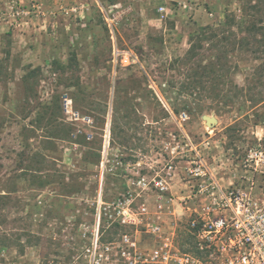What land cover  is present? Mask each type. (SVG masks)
<instances>
[{"label":"rangeland","instance_id":"rangeland-1","mask_svg":"<svg viewBox=\"0 0 264 264\" xmlns=\"http://www.w3.org/2000/svg\"><path fill=\"white\" fill-rule=\"evenodd\" d=\"M242 4L0 0V264H142L140 253L156 242L147 219L122 226L110 217L128 191L136 210L148 206V222L181 249L196 250L186 210L177 201L160 208L155 194L135 182L171 160L187 165L190 151L176 159L172 152L184 143L181 129L210 161L228 162L231 151L258 137L264 142L263 59L231 57L238 86L257 68L263 75L252 85L263 96L255 105L248 91L227 103L224 96L189 100L177 88L190 65L178 60L194 31L228 15L241 21ZM118 12L111 32L106 17ZM201 53L209 57L207 44ZM171 79L176 87L167 85ZM220 86L232 88L229 80ZM185 101L188 111L171 112ZM205 115L217 122L208 124ZM171 190L175 198L188 193L179 177ZM124 234L136 246L118 245Z\"/></svg>","mask_w":264,"mask_h":264},{"label":"built area","instance_id":"built-area-1","mask_svg":"<svg viewBox=\"0 0 264 264\" xmlns=\"http://www.w3.org/2000/svg\"><path fill=\"white\" fill-rule=\"evenodd\" d=\"M119 16L118 12L106 17L111 32ZM180 118L185 119L181 114ZM181 138L183 145L175 146L172 152H176V159L189 156L186 152L190 151L187 165L180 167L171 160L162 170H154L148 178L142 176L135 184L153 192L160 208L177 201L186 210L196 250L181 249L160 224L148 222V206L143 204L136 210L133 191L118 197L110 217L122 226L137 224L140 215L147 219L146 230L156 242L148 253H140L145 255L142 264H264L263 137L243 151H231L228 162L216 161L215 157L210 161L184 129ZM176 177L188 190L179 198L171 190ZM121 241L118 245L136 246L128 234ZM93 245L97 247L98 236Z\"/></svg>","mask_w":264,"mask_h":264},{"label":"trees","instance_id":"trees-1","mask_svg":"<svg viewBox=\"0 0 264 264\" xmlns=\"http://www.w3.org/2000/svg\"><path fill=\"white\" fill-rule=\"evenodd\" d=\"M244 18L237 21L235 16H227L223 23L216 25L199 26L190 38V47L185 55L178 61L183 65H189V69L180 74L185 77L177 87L182 97H191L189 100L203 97L226 98L227 103L234 102L235 99L244 95L248 91L251 105H255L263 96L252 93L253 84L262 82L263 75L258 68L251 77H247V84L244 87L238 86L232 78L231 73L236 72L239 65H234L231 61L232 55L253 54V59L262 60L264 64V0H241ZM263 16V17H262ZM238 22V23H236ZM237 26V29L235 28ZM208 45L209 57L201 59L202 50ZM259 52L263 53L260 55ZM224 58L226 64H224ZM264 66V65H263ZM227 80L232 84V88H221V83ZM178 81L168 80L167 85L176 87ZM230 92V93H229ZM186 102V101H185ZM188 102L178 109L171 108V112L179 114L181 111H188ZM160 105V101H158ZM164 115H170L168 109H163ZM191 234V233H190ZM192 237V235H191ZM193 239V237H192Z\"/></svg>","mask_w":264,"mask_h":264},{"label":"water","instance_id":"water-1","mask_svg":"<svg viewBox=\"0 0 264 264\" xmlns=\"http://www.w3.org/2000/svg\"><path fill=\"white\" fill-rule=\"evenodd\" d=\"M204 118L206 119L207 123L211 124V125H212V123L217 122V119L215 117H210V116L205 115Z\"/></svg>","mask_w":264,"mask_h":264}]
</instances>
